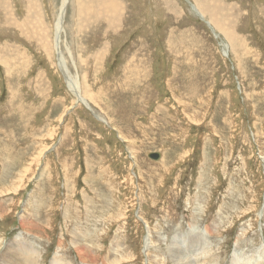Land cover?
I'll return each mask as SVG.
<instances>
[{"label":"rangeland","instance_id":"374dc122","mask_svg":"<svg viewBox=\"0 0 264 264\" xmlns=\"http://www.w3.org/2000/svg\"><path fill=\"white\" fill-rule=\"evenodd\" d=\"M111 1L0 0V264H264V0Z\"/></svg>","mask_w":264,"mask_h":264},{"label":"bare ground","instance_id":"6f19581e","mask_svg":"<svg viewBox=\"0 0 264 264\" xmlns=\"http://www.w3.org/2000/svg\"><path fill=\"white\" fill-rule=\"evenodd\" d=\"M68 1L69 0H63V2H62V5H61V7H60V13L62 14V15H64V11H65V9L67 8L66 7V5H67V3H68ZM112 1H115V0H112ZM111 1V2H112ZM116 2H114V5L112 6V4L110 3V4H108V5H110V6H112V8L113 7H115L116 5H118V3H116ZM107 4V3H106ZM109 7V6H108ZM113 10V9H112ZM119 10V7L117 6V7H115L114 8V11H118ZM107 11V10H106ZM103 13H105V12H103ZM111 13V12H110ZM110 15V14H109ZM112 15H114V14H112ZM60 16V15H59ZM99 17V16H98ZM113 17V16H112ZM117 17H119V16H117ZM105 18V17H104ZM115 18V17H114ZM118 19V18H117ZM117 19H116V21H117ZM120 19V18H119ZM109 21V20H108ZM113 22V20H110V22ZM257 21V20H256ZM107 23V22H106ZM111 24V23H110ZM112 25V24H111ZM113 25H115V24H113ZM61 26H62V23L61 22H57L56 23V27H55V29H56V37H55V41L56 40H59V32H61ZM110 27V26H109ZM217 37H218V35H216ZM223 39V38H222ZM226 40V39H225ZM233 47V46H232ZM231 47V45H229L228 43H225L224 42V44H223V52L225 53V54H227L228 52H229V50H230V48H232ZM234 50V49H233ZM236 51V50H235ZM236 55V54H235ZM19 62V61H18ZM64 71V70H63ZM68 82H69V87L71 88V90L73 91L72 93H74L75 95H76V97L78 98V100L81 102V100L82 101H84L85 102V104L87 103V101H86V99L83 97V95H82V93L80 92V89H79V86L77 85V82L75 81V80H72L71 79V77H69L68 78ZM81 99V100H80ZM82 103V102H81ZM87 105V104H86ZM16 143V142H15ZM56 150V149H55ZM13 151V150H12ZM31 162V161H30ZM28 168V167H27ZM88 168V167H87ZM32 169V168H31ZM27 170V169H26ZM26 170H24L23 171V173H25V171ZM74 171V170H73ZM24 176H26V175H24ZM16 177H18L19 178V176H16ZM15 177V178H16ZM27 178V177H26ZM74 180V179H73ZM25 181V180H24ZM23 181V182H24ZM14 183V182H13ZM13 185V184H12ZM14 185H16V184H14ZM14 185H13V187H14ZM17 186V185H16ZM153 186V185H152ZM15 188V187H14ZM14 188H12L13 190H14ZM76 188V187H75ZM16 190V189H15ZM12 191V190H11ZM91 203V202H90ZM193 203V202H192ZM198 206V205H197ZM199 208V207H198ZM111 212H112V210H111ZM9 213V212H8ZM109 213V212H108ZM112 214H113V212H112ZM125 217V216H124ZM139 219H140V217H138ZM110 218H108L107 220H109ZM21 223H24L22 220H21ZM145 223V222H144ZM146 224V223H145ZM22 225V224H21ZM128 225V224H127ZM147 225H148V223H147ZM25 226V225H24ZM149 227V226H148ZM150 230V229H149ZM209 230V229H208ZM151 231V230H150ZM207 231V230H206ZM5 232V231H4ZM208 232H210V231H208ZM147 233H148V230H147ZM150 233V232H149ZM29 234V233H28ZM210 234V233H209ZM125 235V234H124ZM148 235V234H147ZM151 235V234H150ZM149 235V236H150ZM82 236H84V235H82ZM148 236V237H149ZM70 237V236H69ZM69 237H67V238H69ZM72 237H75L74 236V234H73V236ZM77 237V236H76ZM119 238V237H118ZM123 238H125V236L123 237ZM150 238V237H149ZM163 238V237H162ZM152 239V238H151ZM156 239V238H155ZM1 240H2V238H1ZM4 241V240H3ZM77 241V240H76ZM178 241V240H177ZM80 242V241H79ZM146 242V241H145ZM155 243V242H154ZM24 244V243H23ZM77 244V243H76ZM150 243H149V239L147 238V242H146V244H145V247L144 248H146V250H145V252L144 253H146V256L148 257L149 255V252L147 253V249H148V247L150 246L149 245ZM156 245V244H155ZM0 246H1V244H0ZM28 246V245H27ZM121 246H122V244H121ZM116 247V246H115ZM11 248H13V247H11ZM162 248V247H161ZM5 249V248H4ZM14 249V248H13ZM32 249V248H31ZM87 249H88V246H87ZM120 249H122V248H120ZM124 249V251H125V248H123ZM122 249V250H123ZM153 249V248H152ZM151 249V250H152ZM163 249V248H162ZM170 249V248H169ZM3 250V249H2ZM6 250V249H5ZM9 250V249H8ZM75 250H76V252H77V254L80 256V258H81V260L83 261V262H85L86 261V263H87V261H93V256L94 255H92V254H90L92 251H90V250H86V247H82V245H76V247H75ZM159 250V249H158ZM168 250V249H167ZM184 250H186V248H184V249H182V247L180 248V247H176L175 248V250H171L170 249V251L169 252H172L173 254V258H174V260H175V264H193V263H195V262H191V260H190V257H186V256H188V254H190V253H186ZM189 250V249H188ZM10 251V250H9ZM113 251V250H112ZM118 251V250H117ZM117 251H115L114 253H117ZM187 251V250H186ZM263 251V250H262ZM19 252H20V258H19V262H18V264H40L41 263V261H42V259H43V257L41 256V258H40V256H39V254L37 255V256H35V254L31 251V250H29L28 248H26V246H22L20 249H19ZM165 252V251H164ZM163 252V253H164ZM189 252V251H188ZM15 253H17V252H15ZM40 253V252H39ZM128 253V252H127ZM150 253H151V251H150ZM5 254V253H4ZM11 254V253H10ZM123 254V253H122ZM158 255H160L159 254V252L157 253ZM203 254V253H202ZM9 255V254H8ZM131 255V254H130ZM151 255V254H150ZM170 255V254H169ZM6 256H7V254H6ZM114 256L115 257H117V255L116 254H114ZM191 256L193 257V256H196L195 255V253H193V255L191 254ZM197 256H199V255H197ZM208 256H209V253H208ZM208 256H205V257H207L209 260H206V262H207V264H212L213 263V261H211L212 259H213V257L211 256V254H210V256L208 257ZM58 257V256H57ZM57 257H55V258H57ZM152 257V256H151ZM160 257V256H159ZM172 257V256H171ZM186 257V258H185ZM263 257V256H262ZM18 258V257H17ZM59 258V257H58ZM148 258H150V257H148ZM153 258V257H152ZM113 259V258H112ZM194 259V258H193ZM206 259V258H205ZM2 260V259H1ZM10 260V259H9ZM15 260V259H14ZM148 260V259H147ZM186 260H187V262H186ZM11 261V260H10ZM18 261V260H17ZM81 261V262H82ZM148 261H150V260H148ZM215 261V260H214ZM107 262V261H106ZM159 262H161V261H159ZM108 263V262H107ZM110 264H120V263H127L128 264V261L127 260H125L124 259V257H123V259L121 258V259H119V261H118V259H113V260H111L110 262H109ZM162 263V262H161ZM2 264V263H1ZM4 264H6V263H4ZM9 264H10V262H9ZM52 264H68V263H66V260H62V259H60V260H56L55 259V261L54 262H52ZM91 264V263H90ZM132 264V263H131ZM148 264H150V263H148ZM156 264V263H155Z\"/></svg>","mask_w":264,"mask_h":264},{"label":"water","instance_id":"95a60500","mask_svg":"<svg viewBox=\"0 0 264 264\" xmlns=\"http://www.w3.org/2000/svg\"><path fill=\"white\" fill-rule=\"evenodd\" d=\"M59 42V40L57 41V43ZM58 51L60 52V45L58 43ZM152 160L154 161H158L162 158L161 154L160 153H157V152H152V153H149L148 155Z\"/></svg>","mask_w":264,"mask_h":264}]
</instances>
